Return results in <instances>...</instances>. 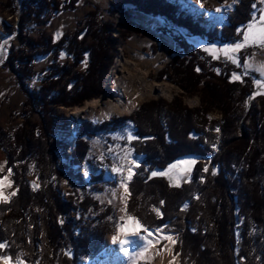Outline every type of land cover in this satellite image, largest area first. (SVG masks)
Listing matches in <instances>:
<instances>
[{"label":"trees","instance_id":"obj_1","mask_svg":"<svg viewBox=\"0 0 264 264\" xmlns=\"http://www.w3.org/2000/svg\"><path fill=\"white\" fill-rule=\"evenodd\" d=\"M80 2L23 0L20 29L26 28L31 15L36 26H42L47 14L74 10ZM255 3L256 0H242L228 13L229 25L212 30L181 11L177 2L119 3V7L131 5L140 13L161 17L194 40H180L181 56L168 65L164 77L179 85L184 93L200 95L202 107L191 109L180 100L153 101L122 120L133 123L137 139L132 144L136 153L144 156L130 184L128 213L146 228L164 227L167 232L177 233L181 264H264V97L262 110L255 108V101L249 102L255 93L264 96V87L257 92L255 75L235 67L229 59L224 62L229 54L222 57L215 52L210 56L197 46L204 38L209 45L219 43L231 48L237 44V30L251 20ZM91 16L98 21L97 13ZM94 25L87 22L81 32L57 42L41 38L30 41L32 54L20 51V55L8 57L6 63L22 86L24 78L34 75L33 63L39 56L65 52L71 63L60 65L55 59L41 87L28 92L31 104L42 110L41 122L16 133L11 137L13 142L8 134H0L2 149L7 152L10 148L6 164L17 188L16 195L0 203V243L7 245L0 248V257H11L13 261L22 256L28 264H79L84 251L96 254L103 247L104 233L83 232L76 218L67 217L76 209L74 199L64 201L56 184L69 168L58 155L61 152L67 156L66 140L53 136L56 129L68 131L65 119L55 114L58 108L82 105L99 97L103 78L113 65L118 43L111 36L113 25L103 24L97 30ZM86 33H91L92 42L84 48ZM20 39L28 42L23 36ZM86 59L87 69L74 72ZM233 71L242 75L245 84L231 81ZM214 110L222 113L220 121L207 119L206 115ZM110 126H81L71 163L77 165L86 158L88 144L81 138H92ZM217 128L219 134L214 133ZM213 145L218 147L216 152ZM183 158L201 160L189 183L174 187L163 176H151L152 171H165ZM31 161L39 172L37 191L27 181ZM207 165L208 172H204ZM213 170L216 175H212ZM78 179L83 183L81 176ZM88 205L82 203L80 209L85 213ZM154 208L162 211L161 217ZM77 229L81 234L78 237ZM68 247H73L72 251Z\"/></svg>","mask_w":264,"mask_h":264},{"label":"rangeland","instance_id":"obj_2","mask_svg":"<svg viewBox=\"0 0 264 264\" xmlns=\"http://www.w3.org/2000/svg\"><path fill=\"white\" fill-rule=\"evenodd\" d=\"M22 1L23 0H0V45L4 48V54L0 56V134H8L11 138L22 129L29 130L35 124H39L42 121V115L40 113L42 110H40L35 103L31 104L28 99V92L37 90L41 87L40 85L42 84L43 79L50 73L49 68L53 65L55 59H58L56 62L60 65L71 63L70 57L67 56L65 52H60L58 55L52 54L39 56L33 63L34 75L29 79L28 77L27 79L24 78V86H22L18 82V76L6 63L9 56H18L20 55V51L26 52L28 56L29 54H32V51H30V41L37 42V40L41 38L42 40L53 39L57 42L66 35L75 36L78 32L83 30L84 25L87 24V22L94 23V26H96V22L99 23L95 27V30L103 24L113 25L111 36L118 41L113 65L111 66L108 75H105L103 78L101 85L102 92L100 96L89 100H103L107 97L109 93H106L105 96L102 95L105 93L106 88L109 90L112 88L109 75L116 64L118 57L121 55H124L130 61L141 64L142 66L146 62L158 59L160 63L159 69L153 70L150 78L157 83H168L174 86L176 90L172 98L151 99L142 103L133 111V113L128 115L114 116L102 122L83 120L78 125L79 127H77L74 134L71 114L75 108L84 106L89 100L83 102L82 105L59 107L57 110L58 112L55 114L60 115L65 119L68 131L56 129L53 131V136L56 140H66L65 146L67 156H64L61 152L58 155L61 163L67 165L69 168L64 172L62 178L56 184L64 201H68L71 198L74 199L76 209L72 210L67 217L70 219L76 218V220L79 221L78 226L80 229L85 230L83 232L89 233L90 231H99L105 234L101 250L96 254H93L92 251H84L80 255L81 261L79 264L87 261L99 262V260H102L109 255V253H104V250L109 245L115 248L120 244L119 240L146 233L150 230L161 231L172 236L176 242L174 255L177 258L179 257L181 264V255L177 250L179 241L177 233L167 232L164 227L157 229L146 228L141 224L139 219L128 213V205L132 198L130 184L137 175L138 169L143 163L144 156L138 155L133 147L132 142L136 141V139L130 144L127 141L128 131H131L133 135L137 137L136 128L133 123L131 121L122 120L133 116L135 112L145 105V103L153 101L162 100L166 103H172L175 100H180L183 105H186L191 109L202 107V99L200 95H188L187 93H184L179 85L164 77L168 65L174 61L175 57L181 56L182 49L179 45L180 40H186L191 43L194 42V40L191 39L192 37L188 36L186 31L172 27L170 23L161 17H154L150 16V14L145 15L140 13L131 5L124 6V8L119 7L121 0H81L80 4L74 10L65 11L54 16H52V14H47L43 19L42 26H36L31 15V17H28L29 19L26 28L21 30L20 20L22 16ZM171 1L173 2L166 0L168 3L177 2L181 6V11L188 12L191 16H194L196 22L203 27H206L207 30H212L215 28L222 29L227 27L229 25L227 17L228 13L234 11L242 0H196L201 3V9L196 7L195 0L191 2L189 1V3H186L185 0ZM191 3H193L194 6H192L193 4L190 5ZM219 8H222L224 11L223 21L211 26L205 23V12H217L216 10ZM92 13H97L98 21L92 18ZM262 14H264V0H256L251 12V20L247 25L241 26L237 30V43L244 42L243 38L248 31V26L250 24L254 23L257 26L261 24L260 16ZM84 35L85 32H83L80 37L84 38ZM90 35L91 33H89V35L87 34L85 37L86 42L84 48L92 42ZM21 36H23L24 39L26 38L28 42H22L20 39ZM197 46H199L201 51H205V53L210 56H214L215 52L217 55H223L222 57L228 56H226L224 52V49L228 48L225 44L222 46H219V43L218 45H209L207 39L204 38L197 42ZM216 48L221 50V52L219 53ZM205 49L208 50L206 51ZM61 53H64L63 58H61ZM228 54L229 56L228 58H224V62L227 61L225 59H229V63L233 64L235 67L242 68L245 73H252L255 75L257 78L254 81V86L257 88V92H261V85H264V77H262L255 68L264 64V45L258 43L252 44L251 41H249L244 47L238 49L235 53L231 52ZM229 57L235 58L238 63H233L232 59ZM88 64V59H86L73 71L79 73L84 72L87 69ZM247 64H252L253 68L246 69L245 65ZM234 73L240 75L242 78V75L237 71H233L231 77ZM242 80L243 78L241 80H236V82L240 81L245 84ZM231 81L233 80L231 79ZM257 94L255 93L253 97L249 99V102L253 103V101H255V108L262 110L263 103H261V101L264 96L263 94ZM195 99L197 100V103L192 104L191 102ZM206 116L207 119L212 122L220 121L222 119V113L217 110L208 113ZM88 123L95 126L110 123L111 126L107 130L94 135L92 138L88 136L81 138L88 144V153L83 162L73 165L71 163L72 155L79 142L78 134L80 128ZM247 123L249 124V122ZM219 132L220 131H216L214 133L219 134ZM119 137H123V139ZM11 140L13 142V138H11L10 141ZM216 146L214 147L215 152L218 150V147ZM9 149L10 148H8V151H10ZM7 152L0 146V180L4 181V184L0 185V192L3 193V196L8 197L9 200L13 196L11 193H16L17 188L11 178L10 171L7 169ZM128 153H134L141 159V162L139 163L138 168H136L135 175L129 182L128 191L122 193L117 183L108 178V172L111 169L116 168L118 163L121 162L123 157ZM193 159L194 158H183L174 163L177 165V168L169 172L168 175L157 176L165 177L174 187H181L183 184L191 181L193 169L201 160L197 158L194 159L196 163L191 165L192 170L190 173L185 172V169H187L189 165L181 164L180 162ZM169 168L165 171L158 172H168ZM28 169V184L33 190L37 191L40 188V183L36 163L31 161L28 165ZM169 175L173 177L172 182L169 180ZM79 176H81L83 183L79 181ZM177 184L179 186H176ZM34 185L37 187H34ZM3 202H5V200L0 197V203ZM86 202L89 203V207L84 213L82 208L80 209V205ZM185 205H188V203ZM158 211L162 213L160 209H158ZM158 216L161 217L162 215ZM129 217L134 219L129 220ZM134 221H138L139 224L143 226L142 229H136L133 231ZM122 227L125 229L124 232L120 231ZM79 232L80 230L77 229V237L81 235ZM125 233H127V235H125ZM114 235L118 237L117 243L112 242V237ZM163 244L164 243L162 242V244L155 249L157 250L156 254H151L150 256L143 255L140 259L135 261L130 260L126 264H154L158 261L161 255ZM72 248L73 247H68V251H72ZM17 261H23V264H28L22 256L18 257L17 260L12 261L11 259V264H17ZM2 262L3 261L0 260V263Z\"/></svg>","mask_w":264,"mask_h":264},{"label":"bare ground","instance_id":"obj_3","mask_svg":"<svg viewBox=\"0 0 264 264\" xmlns=\"http://www.w3.org/2000/svg\"><path fill=\"white\" fill-rule=\"evenodd\" d=\"M194 2L197 8H202L200 2L196 0ZM219 9L220 11L217 12H205V23L210 26L221 23L224 11L222 8ZM159 64L158 59H155L144 63L142 66L130 61L124 55L119 56L109 75L112 84L111 93L103 100L87 101L84 106L75 108L71 114L73 134L83 120L102 122L114 116L131 114L138 106L151 99L172 98L176 90L174 86L168 83H157L150 78L152 71L159 69ZM191 103L196 104L197 100L195 99ZM133 160L136 161V164L132 163ZM140 162L141 159L134 153H128L116 167L121 169L120 172H113L112 169L108 172V178L117 183L122 193L125 190L124 186L121 185V180L124 181L128 189L129 182L135 175L136 168H138ZM128 168L133 169L130 177ZM165 235L169 234L150 230L146 233L129 237L127 238L129 243L123 247L120 244L115 248L109 245L104 250V253H109V255L99 260V262L87 261L82 264H126L130 260L140 259L143 255L156 254L157 250L155 249L162 242L164 243L163 250L158 261L154 264H180L179 257L177 258L174 255L175 240L173 238L172 240H166L163 238ZM0 264H3V262Z\"/></svg>","mask_w":264,"mask_h":264},{"label":"snow or ice","instance_id":"obj_4","mask_svg":"<svg viewBox=\"0 0 264 264\" xmlns=\"http://www.w3.org/2000/svg\"><path fill=\"white\" fill-rule=\"evenodd\" d=\"M216 11H220V9H217ZM260 20H261V24L259 26H257L254 23L250 24L248 26V31L244 35V38H243L244 42L243 43H237L234 46H232L231 48H225L224 49L225 54L227 55L228 52L235 53L238 49L244 47L245 44H247L249 41H251L252 44H257L258 43V44L264 45V14H262L260 16ZM205 50L207 51L208 49H205ZM3 54H4V48H3L2 45H0V56H2ZM63 56H64V53H61V58H63ZM229 58L232 59L233 63H238V61L235 58H233V57H229ZM245 67H246V69H252L253 65L252 64H247V65H245ZM255 70L258 71L261 74L262 77H264V64L259 65L258 67L255 68ZM197 71H199V69H197ZM217 72L219 74V70L218 69H217ZM231 79L233 81H236V80H241L242 78H241L240 75H237V74L234 73L232 75ZM261 87H264V85H261ZM216 131H219V129L217 128ZM119 138L123 139V137H119ZM134 139H137V137H135L131 131H128L127 132V141H128V143L130 144ZM213 147H215V146H213ZM132 163L136 164V161L133 160ZM180 163L181 164H188L189 167L187 169H185V172L186 173H190L191 170H192L191 169V165H194L196 163V161L193 159V160H190V161H181ZM176 168H177V165L173 164V165L170 166L168 172L152 171L151 172V176L155 177L157 175H168L169 172H171L173 169H176ZM112 171L113 172H120L121 169L113 168ZM132 171H133L132 168H128L129 177L131 176ZM204 172H208V167L207 166H205ZM216 174H217L216 170H213L212 175H216ZM169 180H170V182L173 181V177L171 175H169ZM3 184H4V181L0 180V185H3ZM121 185L124 186V190H125V192H127L128 189H127L126 185L124 184L123 180H121ZM176 186H179V185L177 184ZM34 187H37V186L34 185ZM11 195L14 196V195H16V193L13 192V193H11ZM0 197H2L5 200V202H7L8 197L3 196L2 192H0ZM184 207L186 208L187 205H185ZM153 210L157 212V215H162V213H160L158 211V209L154 208ZM133 219L134 218L129 217V220H133ZM142 227L143 226L140 225L138 221H134L133 231H135L136 229H142ZM120 231L124 232L125 229L122 227L120 229ZM125 235H127V233H125ZM163 238L166 239V240H172V236L171 235H165ZM112 242L113 243H117L118 242V237L114 235L112 237ZM119 243L123 247V246H125V245H127L129 243V240L127 238L126 239H121V240H119ZM6 247H7L6 243H0V248H6ZM0 260L3 261V264H11V257H0ZM17 264H23V261H17Z\"/></svg>","mask_w":264,"mask_h":264},{"label":"water","instance_id":"obj_5","mask_svg":"<svg viewBox=\"0 0 264 264\" xmlns=\"http://www.w3.org/2000/svg\"><path fill=\"white\" fill-rule=\"evenodd\" d=\"M189 1L191 2L192 0H185V2L186 3H189ZM193 3H191L190 5H192ZM192 6H194V4L192 5ZM106 93H111V91L109 90V89H105V93L102 95V96H105L106 95Z\"/></svg>","mask_w":264,"mask_h":264},{"label":"built area","instance_id":"obj_6","mask_svg":"<svg viewBox=\"0 0 264 264\" xmlns=\"http://www.w3.org/2000/svg\"><path fill=\"white\" fill-rule=\"evenodd\" d=\"M170 2H173V1L170 0ZM216 147H217V146H216Z\"/></svg>","mask_w":264,"mask_h":264}]
</instances>
